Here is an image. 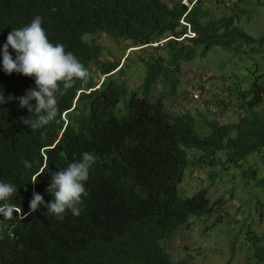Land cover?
I'll use <instances>...</instances> for the list:
<instances>
[{"label": "trees", "instance_id": "16d2710c", "mask_svg": "<svg viewBox=\"0 0 264 264\" xmlns=\"http://www.w3.org/2000/svg\"><path fill=\"white\" fill-rule=\"evenodd\" d=\"M37 16L48 40L89 75L67 90L61 82L56 119L31 130L21 118L35 113L15 98L35 89V78L5 73L0 56V90L12 97L0 104V182L17 186L0 201L14 208L11 218L0 213V264H195L172 257L167 243L193 217L212 218L207 229L223 223V201L206 189L182 194L186 168L222 178L247 161L240 176L264 187L248 161L257 154L264 161V0H0V49ZM99 34L149 49L131 60L143 68L136 89L124 78L128 64L103 58ZM213 49L228 53L233 68L210 77L206 106L169 110L182 65ZM85 153L95 159L80 214L66 210L61 219L45 207L54 200L51 173ZM33 192L44 203L30 212ZM256 203L264 219V199ZM241 232L245 264H264V229Z\"/></svg>", "mask_w": 264, "mask_h": 264}, {"label": "rangeland", "instance_id": "374dc122", "mask_svg": "<svg viewBox=\"0 0 264 264\" xmlns=\"http://www.w3.org/2000/svg\"><path fill=\"white\" fill-rule=\"evenodd\" d=\"M97 39L103 46L104 59L119 60L124 68L126 64L130 66L126 68L124 78L130 89H136L141 82L143 68L131 60L138 61L139 56H146L149 49L128 47L125 41L114 40L103 34H99ZM228 59H232L228 53L213 49L207 58L195 59L193 62L183 64L182 71L178 75L181 81L179 91L166 101L167 108L173 112L186 109L202 110L206 106L205 99L208 95V92H203V89L208 90L212 86L209 80L211 76L221 75L233 68ZM216 81L218 83V80ZM199 85H203L202 90ZM162 89L163 84L160 83L155 88V92L158 93ZM230 118V115L221 117L222 120ZM248 161L257 169L256 176L264 174V161L260 154L249 158ZM242 163V166L234 172L233 170L225 171L222 178L211 177L206 168L197 166L186 168L184 178L179 185L180 192L191 195L200 189H206L212 199L216 197L222 199L224 217L223 223L210 229L206 226L212 222V218L193 217L189 224L183 226L167 243L172 257L187 258L195 264L246 263L247 241L241 231L248 227L264 229V219L258 217L256 203L264 199V187L253 184L254 178L249 181L240 176L239 171L247 167L248 162ZM257 197H259L258 200Z\"/></svg>", "mask_w": 264, "mask_h": 264}, {"label": "clouds", "instance_id": "9594fccd", "mask_svg": "<svg viewBox=\"0 0 264 264\" xmlns=\"http://www.w3.org/2000/svg\"><path fill=\"white\" fill-rule=\"evenodd\" d=\"M9 47L15 51V59L9 54ZM0 56L5 73L16 72L35 78L36 88L29 89L23 96L15 98L21 108H26L28 113H35V118H21L22 123L31 130L42 128L56 119L57 93L60 92L61 82L63 89L67 90L73 86L75 79L85 81L89 75L83 64L71 52H66L62 44H53L48 40L39 16L33 18L28 25L12 29L8 33L6 43L0 49ZM11 99V96L5 97L0 90V104ZM33 100L34 105L31 103ZM94 159L91 154L85 153L80 161L51 173V183L47 191L53 195L54 200L45 205L47 212L61 219L66 210H70L74 216L80 214L81 197L87 194L83 182L88 179ZM24 165L26 168L32 167L28 161H24ZM42 173L35 176L32 183H35ZM16 193V185L0 182V201L9 200ZM43 203V196L33 192L29 202L30 212L38 210V206ZM13 211L11 205L0 206V213L8 218H11Z\"/></svg>", "mask_w": 264, "mask_h": 264}, {"label": "water", "instance_id": "95a60500", "mask_svg": "<svg viewBox=\"0 0 264 264\" xmlns=\"http://www.w3.org/2000/svg\"><path fill=\"white\" fill-rule=\"evenodd\" d=\"M94 89V88H93Z\"/></svg>", "mask_w": 264, "mask_h": 264}]
</instances>
